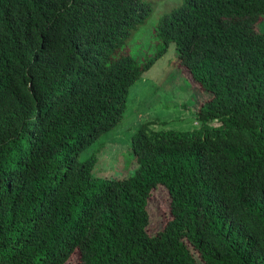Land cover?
I'll use <instances>...</instances> for the list:
<instances>
[{"label":"trees","instance_id":"obj_1","mask_svg":"<svg viewBox=\"0 0 264 264\" xmlns=\"http://www.w3.org/2000/svg\"><path fill=\"white\" fill-rule=\"evenodd\" d=\"M164 1L0 0V264H264V0L170 2L164 49L138 57L125 39ZM170 44L212 94L200 129L144 123L134 174L95 177L79 154ZM157 187L170 219L150 236Z\"/></svg>","mask_w":264,"mask_h":264},{"label":"rangeland","instance_id":"obj_2","mask_svg":"<svg viewBox=\"0 0 264 264\" xmlns=\"http://www.w3.org/2000/svg\"><path fill=\"white\" fill-rule=\"evenodd\" d=\"M176 1L178 0H165L164 3L158 4L145 24H138L129 31L125 41L131 53L147 58L157 56L164 49L153 31L156 27L154 22L162 7ZM259 28L264 32V18L260 21ZM121 41L122 39L119 40V45ZM177 60L175 46L170 44L164 54L157 57L150 69L129 88L122 120L114 129L101 135L79 154V161H85L91 155L95 157V177L123 179L134 174L138 163L129 145L138 127L144 123L150 122V128L154 129L190 133L199 130L195 121V94L197 105L206 100L208 95L202 93L201 88L193 83L190 75L176 62ZM153 122L158 126H153ZM147 212L149 223L146 230L148 235L152 236L163 229L170 219L168 193L163 187L152 191L147 202ZM193 254L199 262L198 255ZM76 262L78 254L73 253L65 264Z\"/></svg>","mask_w":264,"mask_h":264},{"label":"clouds","instance_id":"obj_3","mask_svg":"<svg viewBox=\"0 0 264 264\" xmlns=\"http://www.w3.org/2000/svg\"><path fill=\"white\" fill-rule=\"evenodd\" d=\"M189 75H190V77H191V79H192V81H193V83L195 84V85H198L200 88H201V86H200V84L197 82V81H195L194 79H193V77H192V75H191V73L189 72V70L188 69H186L185 67H183L180 63H179V60H177L176 61ZM147 71V70H146ZM145 71V72H146ZM176 71V70H175ZM144 73V72H143ZM201 90H202V93L204 92V93H206L207 95H208V98L206 99V100H204V101H202V102H200L198 105H197V94H195L196 95V102H195V104H194V109L196 110V114L198 113V111L205 105V103L206 102H208V101H210L211 100V98H212V94L210 93V92H207V91H205L204 89H202L201 88ZM196 114H195V121L197 122V127H199V129H200V127H201V123H200V121H197L196 120ZM221 125V123L220 122H218V121H213V122H211V123H209L208 122V126H215V127H218V126H220ZM114 129V128H113ZM178 131H180V130H178ZM188 133H190V132H188ZM191 134H193V133H191ZM131 150V149H130Z\"/></svg>","mask_w":264,"mask_h":264}]
</instances>
